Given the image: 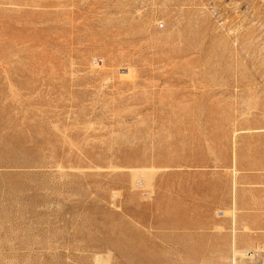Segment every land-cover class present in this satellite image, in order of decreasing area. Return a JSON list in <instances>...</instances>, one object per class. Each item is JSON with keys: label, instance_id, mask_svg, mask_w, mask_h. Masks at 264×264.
<instances>
[{"label": "rangeland", "instance_id": "rangeland-1", "mask_svg": "<svg viewBox=\"0 0 264 264\" xmlns=\"http://www.w3.org/2000/svg\"><path fill=\"white\" fill-rule=\"evenodd\" d=\"M0 264H264V0H0Z\"/></svg>", "mask_w": 264, "mask_h": 264}, {"label": "bare ground", "instance_id": "bare-ground-1", "mask_svg": "<svg viewBox=\"0 0 264 264\" xmlns=\"http://www.w3.org/2000/svg\"><path fill=\"white\" fill-rule=\"evenodd\" d=\"M243 252V251H242ZM244 254V253H243Z\"/></svg>", "mask_w": 264, "mask_h": 264}]
</instances>
